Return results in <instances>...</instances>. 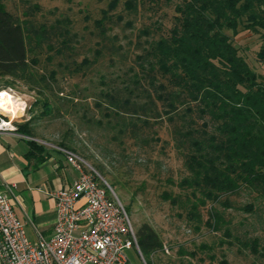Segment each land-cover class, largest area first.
<instances>
[{
    "label": "trees",
    "instance_id": "obj_1",
    "mask_svg": "<svg viewBox=\"0 0 264 264\" xmlns=\"http://www.w3.org/2000/svg\"><path fill=\"white\" fill-rule=\"evenodd\" d=\"M148 1V8L156 5ZM143 5L144 0H110L93 22L91 34L97 41L92 58L84 56L78 62L79 38L70 16L39 22L34 15L41 6L35 4L26 6L19 18L0 0V79L44 95L53 90L59 73L85 76L105 52L123 58V47L111 28L124 16H136ZM172 20L168 28L158 21L139 28L128 43L134 51L131 64L108 82L101 77L104 88L93 102L98 116L86 117L85 107L82 118L105 127L119 143L127 137L149 144L158 140L157 127L166 123L187 173L177 182L183 194L164 198L184 209L199 230L201 208L208 203L228 207L231 204L221 198L242 188L264 197V75L252 68L233 41L239 31L256 33V59L264 63V0H180ZM125 25L131 27L132 20ZM25 111L29 119L15 123L16 132L29 138L27 156L43 160L49 152L33 139L30 126L59 108L39 97ZM68 132L52 151L76 153ZM237 209L252 211V205ZM205 223L219 230L226 221L211 206ZM224 233L229 235L228 228ZM135 235L142 255L163 252L159 234L148 223ZM249 240L242 244L257 252L258 238Z\"/></svg>",
    "mask_w": 264,
    "mask_h": 264
},
{
    "label": "rangeland",
    "instance_id": "obj_2",
    "mask_svg": "<svg viewBox=\"0 0 264 264\" xmlns=\"http://www.w3.org/2000/svg\"><path fill=\"white\" fill-rule=\"evenodd\" d=\"M110 0H4L7 9L15 16L23 18L26 6L40 4L41 10L34 17L39 22H53L55 18L68 15L73 20L74 31L79 41L76 44V59L84 56L92 58L97 38L94 20L101 15ZM180 0H155L156 5L148 8L144 5L136 16H124L123 20L111 28L110 34L118 35V43L123 47V58L105 52L97 64L85 76L59 73L53 90L37 94L26 85L8 79H0V90L11 88L29 107L39 97H46L59 108L58 113L36 119L30 126L37 138L47 147H55L66 133L75 146L76 155L92 167L111 187L124 207L134 232L148 223L159 234L163 243V252L153 255L138 254L135 248L125 251V264H264V197L249 188L237 193L225 195L231 204L224 207L208 203L201 208L202 223L195 230V221L188 220L186 211L172 205L166 194H183L177 182L186 175L183 157L174 148L173 140L166 123L157 127L158 140L149 144L132 141L122 137V142L112 140L111 132L105 127L87 123L82 115L85 107L86 117L98 116L93 107L95 94L104 88L99 84L101 77L108 82L113 76L122 73L130 64L134 55L128 43L134 41L135 34L144 25L158 21L163 27L172 25L174 7ZM121 8L119 4L118 11ZM128 19L132 26L125 25ZM230 33V32H229ZM233 36V35H232ZM233 41L240 54L248 59L252 68L264 75V63L256 59L259 50V37L252 31H239ZM12 82L5 85V82ZM76 96V98H74ZM73 102H66V99ZM27 111L16 113L15 123L29 119ZM16 126V124H14ZM72 152V151H71ZM74 153V152H73ZM248 204L252 211L237 209ZM211 206L218 208L226 221L219 230H214L205 222ZM228 228L229 235H225ZM26 230V228H25ZM257 237V252L242 243ZM164 246L168 252H165ZM204 246V247H202Z\"/></svg>",
    "mask_w": 264,
    "mask_h": 264
},
{
    "label": "built area",
    "instance_id": "obj_3",
    "mask_svg": "<svg viewBox=\"0 0 264 264\" xmlns=\"http://www.w3.org/2000/svg\"><path fill=\"white\" fill-rule=\"evenodd\" d=\"M3 91L20 100L25 112L20 96L11 88ZM8 108L0 109V131L13 132L17 115ZM61 150L78 175L51 193L56 217L48 236L36 229L34 240L27 237L11 201L14 184L0 180V264H125V251L132 248L143 259L127 212L111 187L75 153Z\"/></svg>",
    "mask_w": 264,
    "mask_h": 264
},
{
    "label": "crops",
    "instance_id": "obj_4",
    "mask_svg": "<svg viewBox=\"0 0 264 264\" xmlns=\"http://www.w3.org/2000/svg\"><path fill=\"white\" fill-rule=\"evenodd\" d=\"M28 137L16 131H0V180L13 183L11 201L19 219L25 223L26 234L35 239V230L48 236L53 231L55 199L52 191L71 184L78 173L64 153L52 151L48 157H28Z\"/></svg>",
    "mask_w": 264,
    "mask_h": 264
},
{
    "label": "clouds",
    "instance_id": "obj_5",
    "mask_svg": "<svg viewBox=\"0 0 264 264\" xmlns=\"http://www.w3.org/2000/svg\"><path fill=\"white\" fill-rule=\"evenodd\" d=\"M5 97H8L7 100H5ZM7 104H12V98L8 96L7 92L0 91V109H4ZM7 111H12V109L8 108Z\"/></svg>",
    "mask_w": 264,
    "mask_h": 264
},
{
    "label": "bare ground",
    "instance_id": "obj_6",
    "mask_svg": "<svg viewBox=\"0 0 264 264\" xmlns=\"http://www.w3.org/2000/svg\"><path fill=\"white\" fill-rule=\"evenodd\" d=\"M8 96H10L9 93H8ZM7 98L8 97H5V100H7ZM7 105H10V106H7V107L11 108L15 113L19 112L21 110V107H23L21 102H20V100L13 101V99H12V104H7ZM7 107H5V108H7Z\"/></svg>",
    "mask_w": 264,
    "mask_h": 264
},
{
    "label": "water",
    "instance_id": "obj_7",
    "mask_svg": "<svg viewBox=\"0 0 264 264\" xmlns=\"http://www.w3.org/2000/svg\"><path fill=\"white\" fill-rule=\"evenodd\" d=\"M100 176V175H99Z\"/></svg>",
    "mask_w": 264,
    "mask_h": 264
}]
</instances>
